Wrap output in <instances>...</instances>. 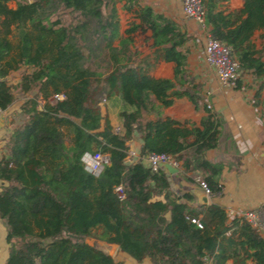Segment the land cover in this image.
Returning a JSON list of instances; mask_svg holds the SVG:
<instances>
[{"label":"trees","instance_id":"1","mask_svg":"<svg viewBox=\"0 0 264 264\" xmlns=\"http://www.w3.org/2000/svg\"><path fill=\"white\" fill-rule=\"evenodd\" d=\"M7 1L0 0V23L5 31L14 26L17 58L9 55L10 41L0 36V109L12 103L16 88L37 91L25 95L11 113L20 118L10 119L0 153V217L8 243L4 264H125L87 237L115 243L150 264H225L228 258L232 264H249V259L264 264V236L246 219L229 218L217 203L194 208L171 190L164 167L152 169L141 158H127V141L138 133L140 157L170 154L183 171L202 170L211 194L221 190L222 164L205 154L217 142L214 111L205 107L200 126L192 127L169 116H146L159 114V105L171 104L173 96L196 104L185 47L194 37L142 0H13L12 7ZM118 1L138 19L126 35L120 32ZM202 3L207 31L230 47L241 74H251L253 100L264 121V43L257 47L250 38L253 29H264V0H243L241 7L229 10L220 8L219 0ZM64 11H75L82 22L68 30L61 23ZM148 29L154 62L173 61L172 78L152 76V62L138 57L139 50L131 45L130 32ZM50 34L55 52L49 57L43 53ZM19 63L32 70L10 85L5 75ZM242 84L239 78L235 87ZM48 85L52 92L68 93L43 106L39 93L47 95ZM102 98L114 105L119 99L118 125L103 115ZM62 123L73 133L70 143ZM95 150L108 154L98 175L81 160L84 151ZM119 184L123 198L115 190ZM192 216L203 226L192 222Z\"/></svg>","mask_w":264,"mask_h":264},{"label":"crops","instance_id":"2","mask_svg":"<svg viewBox=\"0 0 264 264\" xmlns=\"http://www.w3.org/2000/svg\"><path fill=\"white\" fill-rule=\"evenodd\" d=\"M242 2L243 0L239 2L229 0V8L226 10L239 8L242 6ZM147 3L154 10L174 19L182 29L194 37L193 29L199 24L194 19L186 17L183 14L181 0H178L177 6L169 3V0H147ZM203 30L206 32L207 28L205 27ZM150 33L149 29L145 32V34L149 35V46L146 51L140 52L139 50L138 57H144L152 62L150 74L155 78H172L174 73L173 61L160 59L154 62L155 46L151 45L152 38L150 37ZM193 39H189L185 43V47L188 49V72H190L189 68H194L193 60L197 57L193 46L190 45ZM201 53L204 59L203 49ZM204 62L208 64L205 59ZM209 67L212 69L210 73L213 102L211 110L215 112L218 118L219 131L216 145L213 148L207 149L205 154L210 161L222 164L218 179L221 190L207 195V202L204 203L200 200V196L204 191L198 183L199 177H203L202 170L183 171L182 166L178 165L176 172L167 173L170 188L180 195V199L187 201L194 208H200L202 205L209 203H217L224 207L228 217L231 218L234 216V213H230V211L264 207V121L260 106L255 105L252 98L254 88L251 85L252 77L249 72L242 73L241 79L243 84L240 88H237L235 86L221 85L214 68L210 65ZM176 88L180 89L181 86L177 85ZM23 97L25 96L22 95L20 99L17 101L13 100L9 104L6 108L7 116L3 117L2 123L0 122V153L3 150L6 135L10 130V118L8 115H10V112L13 113L18 110V105ZM156 103L159 104V101L156 100ZM119 105V99H117L115 106L112 105L115 108L114 118L108 115L109 109L103 113L104 116L107 115L109 117L113 125L119 124L116 115ZM159 109V114L152 111L146 113V116L149 118H155L158 115L162 117L169 116L180 120L182 125L186 127L200 126V120L206 113L205 110L201 112L186 96H173L171 104L159 105ZM127 142L129 149L137 153L139 152L141 139L138 133H135ZM187 194H191L192 196H187ZM99 229L101 230L100 226ZM101 243L104 244L101 247L102 249L107 247L110 251H114V255L110 251L105 252L116 256L117 259L123 260L125 264H150L148 259L137 261L119 249L117 244L103 240H101ZM7 253L8 243L5 241V227L0 217V264H4ZM248 263L256 264L252 259H249ZM225 264H232V259L228 258Z\"/></svg>","mask_w":264,"mask_h":264},{"label":"rangeland","instance_id":"3","mask_svg":"<svg viewBox=\"0 0 264 264\" xmlns=\"http://www.w3.org/2000/svg\"><path fill=\"white\" fill-rule=\"evenodd\" d=\"M143 2L147 3V0H142ZM239 2L240 0H234ZM177 2L178 0H169V3H173L175 6H177ZM123 1H118L116 2L117 5V11H118V16H119V21H120V32L122 35H126L129 34L126 32V28H128L131 23L136 20L137 18L135 17V13L134 11H126L123 6H122ZM7 6H14V1L13 0H9L6 2ZM219 7L223 8V9H228L229 8V0H221L219 2ZM82 22V18H79V15L75 12H69V11H64V15L62 18V22L63 25L66 26V28L68 30H72L73 28L76 27L77 24ZM4 25L2 23H0V36H4L6 37L10 43H11V49L9 52V55L14 56L15 58H17V37L15 34V29L13 24L9 25V29L7 31H5L4 29ZM29 28V26H28ZM191 29V28H190ZM194 30V39L192 41V43L190 45L193 46L194 51L196 52V59L193 60V64H194V68H189L190 72V89L192 91H195V95H197V100H196V104L194 102H191L193 104L196 105V107H198V109L201 110V112H204L205 107L207 108H212V93H211V77H210V73L212 71V69L209 67L208 64H206L204 62L203 59V54L201 53L202 49H203V41L205 38V31L203 30V28L199 25H196V27L193 29ZM264 31L263 28H255L253 29L250 38L252 40V42L255 44V46L259 47L262 43H264V36H261V33ZM34 33H32V43L33 46L36 45L37 41L33 35ZM130 35L132 37V47L137 48L138 50H140V52L146 51L148 46H149V35L143 33V32H139V31H132L130 32ZM45 39V38H44ZM54 35L50 34L48 36H46V42L45 45L47 46L48 50L45 51L43 53L44 56H51L54 55L55 52V48H54ZM8 57L5 56L4 59H6ZM32 70V67L29 65H25L23 63H19L15 68H11L7 71L6 75H5V80L8 84H14L17 83V81L20 80L21 77H24L25 75H27L29 73V71ZM244 74V73H243ZM242 75V74H241ZM47 91L49 92L47 95L40 92L39 93V100L41 105L45 106L48 104V100L49 97L54 93L52 92V86L48 85L46 87ZM37 89L34 87L31 90H28L26 92H23L21 89L16 88L14 89V100L17 101L18 99H20L25 95H32V93L36 92ZM61 91H65L64 89H61ZM66 93H68L67 91H65ZM262 97L264 100V89L262 90ZM24 98V97H23ZM253 98V96H252ZM99 105H100V109L101 111H103L102 113H104L105 111H107V109H109L108 115L111 116L112 118L115 117L114 115V111L115 108H113L114 103L111 100H106V99H101L99 101ZM113 105V106H112ZM162 106V105H161ZM106 108V109H105ZM263 115V114H262ZM9 118L12 121H18L19 120V116L15 115V114H11L8 115ZM116 124H114L115 126ZM9 127V126H8ZM61 127L63 128V131L65 133V140L66 143H70L72 140V131L70 130V126L67 123H62ZM8 131V130H7ZM2 135H4V133H2ZM104 153H106L105 151H102ZM201 178V177H199ZM100 229L99 227L95 228V232H98ZM86 241L90 242V243H94L97 247H103V243H101L100 239H95L93 237H87ZM107 248V247H106ZM103 248L104 251L109 252L110 250L107 248ZM102 249V248H101ZM111 254L114 255V251L111 250L110 251ZM109 253V254H110ZM110 254V255H111ZM111 255L113 258L117 259L116 256Z\"/></svg>","mask_w":264,"mask_h":264},{"label":"built area","instance_id":"4","mask_svg":"<svg viewBox=\"0 0 264 264\" xmlns=\"http://www.w3.org/2000/svg\"><path fill=\"white\" fill-rule=\"evenodd\" d=\"M181 9L186 17L194 19L202 28L205 29L206 26L204 23V7L202 0H181ZM203 50L204 59L214 68L220 84L223 86H235L237 80L241 78V69L237 59L231 56L230 47L206 31ZM65 96V92L57 91L49 97V101L55 102L56 100L63 99ZM0 113L3 117L7 116L6 109H0ZM115 129L119 130L120 127L116 126ZM127 158H131L130 160L141 158L145 164L152 169L159 167V162L164 160L170 161L174 165L178 166V161L165 152H152L140 157L136 151L128 149ZM81 160L87 171L93 173L94 175H98L104 164L108 161V154L99 150L92 152L84 151L81 156ZM198 183L205 194H211V189L205 180L199 178ZM115 190L118 197L123 198L124 193L122 185H116ZM230 213H234V215H238L246 219L261 235L264 236V207L230 211ZM190 220L196 223L198 227L203 226L202 222L194 216L190 217Z\"/></svg>","mask_w":264,"mask_h":264},{"label":"water","instance_id":"5","mask_svg":"<svg viewBox=\"0 0 264 264\" xmlns=\"http://www.w3.org/2000/svg\"><path fill=\"white\" fill-rule=\"evenodd\" d=\"M2 121H3V115L0 113V122L2 123ZM159 166L164 167L166 169V171L169 173H173V172H176L178 170V166L174 165L173 163H171L170 161H167V160L160 161ZM200 200L202 202L206 203L207 202V194L203 193L200 196Z\"/></svg>","mask_w":264,"mask_h":264}]
</instances>
